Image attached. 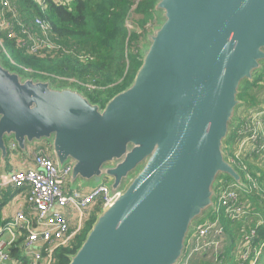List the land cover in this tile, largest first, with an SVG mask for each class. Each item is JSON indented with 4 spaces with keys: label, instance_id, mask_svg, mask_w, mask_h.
Segmentation results:
<instances>
[{
    "label": "water",
    "instance_id": "water-1",
    "mask_svg": "<svg viewBox=\"0 0 264 264\" xmlns=\"http://www.w3.org/2000/svg\"><path fill=\"white\" fill-rule=\"evenodd\" d=\"M154 10L140 67L103 108L0 59V161L10 143L24 153L46 141L59 167L70 163L71 189L106 181L113 198L68 264H179L220 178L243 187L224 144L243 84L264 69V0H157Z\"/></svg>",
    "mask_w": 264,
    "mask_h": 264
},
{
    "label": "built area",
    "instance_id": "built-area-1",
    "mask_svg": "<svg viewBox=\"0 0 264 264\" xmlns=\"http://www.w3.org/2000/svg\"><path fill=\"white\" fill-rule=\"evenodd\" d=\"M39 3L43 11L45 5L41 1ZM32 23L33 27L26 26L18 17L13 3L10 0H0V50L6 56V41L13 43L16 48L24 49L29 56H52L54 51L61 49L51 34L48 22L35 16ZM126 26L129 29L127 23ZM28 73L33 72L28 70ZM35 74L46 76L43 72ZM52 78L78 83L73 79L56 76ZM261 84L264 86V80ZM82 85L90 91L100 89L93 81ZM239 123L235 133L236 142L227 159L233 167H238L244 173L246 183L240 187L233 181H219L214 208L195 227L179 264H189L197 254L217 253L224 232L220 223L222 218L241 223L238 249L240 264H255L263 247L262 245L254 250L251 258V240L255 236V229L248 226V218L260 215L250 208V204L247 205L246 198L254 192H262L263 189L259 183L260 176L252 177L248 173L244 158L245 155H256L260 158L264 156V101L255 109L243 112ZM10 149L16 150V146L12 143ZM32 162V168L13 170L6 176L5 185L14 190H23L22 197L26 208L0 227V264H56L58 250L73 246L92 221L96 211L106 208L113 199L105 182L88 190L71 189L70 163L59 167L45 144L35 147ZM261 223L260 220L255 226ZM4 234L9 237L2 238ZM12 252H18L19 256L13 257Z\"/></svg>",
    "mask_w": 264,
    "mask_h": 264
},
{
    "label": "trees",
    "instance_id": "trees-1",
    "mask_svg": "<svg viewBox=\"0 0 264 264\" xmlns=\"http://www.w3.org/2000/svg\"><path fill=\"white\" fill-rule=\"evenodd\" d=\"M10 1L13 3L18 17L26 26L33 27L32 19L35 16L48 22L51 27V34L61 49L54 51L52 56H29L24 49L16 48L13 43L6 41V46L14 47L19 55L18 62H15L17 65H10L8 68L26 77L44 78L42 80H49L57 86L66 85L67 83L55 82L53 76L73 79L78 82L71 83L72 86L74 85L73 87L82 91L92 104L103 108L107 101L124 91L131 84L135 73L140 67L142 60L140 50L145 40L143 31L147 26H153L156 13L154 6L157 0ZM39 1L45 5L43 11H41ZM128 22L135 24L138 32L137 30H129L126 26ZM28 70L33 73H27ZM37 72H43L46 76L35 74ZM263 80L264 69L256 74L252 82L247 81L243 84L241 88L243 93L240 92L239 99L253 100L252 94L246 91L262 83ZM61 81L68 82L66 80ZM92 81L100 89L90 91L82 85L89 84ZM244 109L245 106H242L241 111L237 112L238 125L230 132L224 144V153L227 158H229L232 146L236 142L235 133L240 126L239 120L242 118ZM244 161L247 163L248 173L252 177L260 176L259 183L263 189L262 192H254L252 196L246 198L248 199L246 201L247 205L250 204V208L260 215L259 217L252 215L250 218L251 224L247 223L248 226H253L255 229V236L251 240V258L253 257V251L263 245L255 264H264V156L260 158L256 155H245ZM234 168L239 173L242 182L246 183L244 173L238 167L235 166ZM219 181L232 182L233 180L228 177H221ZM10 196L9 193L5 194L3 200L6 202ZM95 215L73 246L58 250L56 264L69 263V256L79 249L90 224L95 219ZM253 218L254 220H252ZM260 220L262 223L255 226ZM220 223L225 231L233 227L235 232L230 233L229 237H225L223 232L222 239L225 244L216 254L220 259H223L222 264H240L238 260L239 250H237L238 247L235 248L234 241L241 240L239 231L242 227L241 223L233 224V222L224 218L221 219ZM231 253H235L237 257H229ZM216 254L214 253L211 258L217 259ZM244 264H247V262Z\"/></svg>",
    "mask_w": 264,
    "mask_h": 264
},
{
    "label": "crops",
    "instance_id": "crops-1",
    "mask_svg": "<svg viewBox=\"0 0 264 264\" xmlns=\"http://www.w3.org/2000/svg\"><path fill=\"white\" fill-rule=\"evenodd\" d=\"M53 1H58V0H53ZM11 144L12 143H10L8 146V156H7L5 163H2L0 161V227L4 224V222L9 221L17 212L26 208V202L24 198L22 197L23 190L22 189L14 190L10 186L5 185L6 176L13 170H26V169L32 168L33 167L32 153L37 145L45 144L49 147L46 141L35 142L32 145L28 146L26 152L23 153L17 148L14 151L11 150L10 149ZM76 188H81V187L77 186L74 189ZM7 193H9L11 196L5 202L3 200V196ZM250 218L251 216L248 218V224H251L252 222ZM252 220H254V218ZM202 221H200L199 223H201ZM233 231H234L233 227L232 229L230 227L229 230H226V231L224 230V236L229 237L230 233H232ZM8 237L9 236L7 234H4L2 236V238H8ZM239 242L240 240L234 241L235 248L238 247L237 250L239 249ZM224 244H225V241L223 242V239H222V242L218 250H221L224 247ZM213 254H214L213 252L210 254H197L191 259L189 264H216L218 263L217 259L215 260V258L214 259L211 258ZM18 256H19L18 252L17 254H13V257H18ZM233 256L237 257L235 253L229 254V257L232 258ZM216 257L218 258L217 254H216Z\"/></svg>",
    "mask_w": 264,
    "mask_h": 264
},
{
    "label": "rangeland",
    "instance_id": "rangeland-1",
    "mask_svg": "<svg viewBox=\"0 0 264 264\" xmlns=\"http://www.w3.org/2000/svg\"><path fill=\"white\" fill-rule=\"evenodd\" d=\"M58 1H61V2H64L65 0H58ZM154 23H153V26H147L146 27V29L143 31V34H145L144 36H146L148 33H150L151 32V30L153 29V28H155V27H157L159 24H160V19H159V15H158V13H155V19H154V21H153ZM134 23V22H133ZM128 25H129V30H137V32H138V28H137V26L135 25V24H131V22H128L127 23ZM140 32H141V30H140ZM146 46V40H144V42H143V44L141 45V50L140 51H142V49L144 48ZM6 49H7V53H8V56H6V54L4 53V52H2L1 50H0V59H1V61H2V63H3V65L5 66V67H9L10 65H13V66H15V65H17L16 63L18 62V57H19V55H18V53L16 52V50H15V48L14 47H9L8 45L6 46ZM16 62V63H15ZM28 73V72H27ZM60 78V77H59ZM42 79H44V78H42ZM41 79V80H42ZM54 79V78H53ZM55 82H59V83H67V84H69V85H61V86H57L56 84H52L54 87H64V86H67V87H71L72 89H77L76 87H73L72 86V82H62L61 80H59V79H55ZM79 92V91H78ZM242 93H243V91H241ZM246 92H250L251 94H252V96H253V100L252 99H240V101L242 102L241 103V105H240V107H238L237 108V112L239 111H241V109H242V106H245V110L243 111L244 113H247V112H249L250 110H253V109H255L256 108V106H257V104L260 102V103H263V101H264V86L260 83V84H258V85H256V86H253V87H251V89L249 90H247ZM258 102V103H257ZM104 182H106V181H104ZM79 182H78V180H76L75 181V185H73V187H77V186H80L81 188H83V189H85V190H88V189H90V187H94L96 184L95 183H91V184H78ZM248 200V199H247ZM99 213V211L97 210L96 211V215ZM95 218V217H94ZM251 220V219H250ZM87 229V228H86ZM217 262L218 263H220V264H222V262H223V259H220L219 257L217 258ZM218 263H216V264H218Z\"/></svg>",
    "mask_w": 264,
    "mask_h": 264
}]
</instances>
